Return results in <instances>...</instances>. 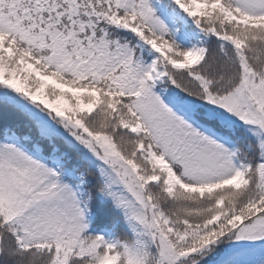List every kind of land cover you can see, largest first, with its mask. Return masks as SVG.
<instances>
[{
	"label": "snow or ice",
	"instance_id": "obj_1",
	"mask_svg": "<svg viewBox=\"0 0 264 264\" xmlns=\"http://www.w3.org/2000/svg\"><path fill=\"white\" fill-rule=\"evenodd\" d=\"M0 264H264V0H0Z\"/></svg>",
	"mask_w": 264,
	"mask_h": 264
}]
</instances>
